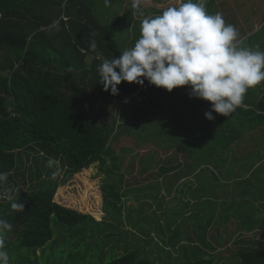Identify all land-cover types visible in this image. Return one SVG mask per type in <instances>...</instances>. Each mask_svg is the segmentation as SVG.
<instances>
[{"label": "trees", "instance_id": "16d2710c", "mask_svg": "<svg viewBox=\"0 0 264 264\" xmlns=\"http://www.w3.org/2000/svg\"><path fill=\"white\" fill-rule=\"evenodd\" d=\"M206 6L210 14L221 12L227 23L235 25L247 46L255 49L257 41L262 39L259 49L264 51V0H207ZM96 10L83 0H0V173L6 174V179L0 181V219L12 225L4 235L11 264H50V260H43L39 254L46 253L50 243L57 239L54 222L75 228L91 219L56 203V194L59 186L65 185L72 175L94 163L101 162L105 169L103 161L108 162L105 157L116 155L110 143L115 141L113 134L117 121L120 122L119 128L122 125L124 128L133 127L137 138L156 143L162 141L169 130L183 137V132L190 134L191 130H199V137L189 139L182 152L193 159L217 155L222 162L220 172L223 169V175L231 181L238 180L233 178L235 171H230L234 163H251L250 170L256 171V167L264 166V162L253 161L254 157L248 161L237 160L245 157L244 148H237L238 145L249 139L250 133L253 138L257 135L255 131L260 124L256 120L249 122L233 114L222 120L215 118L210 121L206 118L203 122L194 116L185 130L181 126L182 117L177 126L178 132L174 121L169 126L165 122V103L168 105L167 102L171 101H167L164 90L161 89L163 97H159L151 110L143 98L138 101L140 104L135 102L142 90L150 91L147 81L145 86L122 82L118 86V95H112L110 90L105 92L97 71L101 63L97 53L111 59L118 58L127 49L126 45L118 47L115 44V47L110 43L107 27L123 30L128 25L133 30L135 23H132V16H117L116 13L107 22L106 11H103L102 22ZM247 12H250L249 16L238 15ZM54 21H59V30L51 27ZM136 27L134 34L130 35L134 43L140 35V27ZM257 27L260 29L254 32ZM93 40L97 44V52L90 49ZM69 67L72 72H68ZM182 88L176 100L178 105L176 102L168 105L170 118L173 106L174 109L176 106L185 107L190 87ZM246 96L256 99L254 115L264 120V83L248 90ZM105 98L112 105L111 122L106 118L105 124L101 125L95 122L94 114ZM192 106L195 108V102ZM193 112L199 114L197 110ZM163 120L164 133L161 126ZM256 153H261L260 149ZM133 158L114 157L119 162L120 159H129L130 163ZM167 163L172 165L160 169L173 168L177 164L172 161ZM176 168H179L178 164ZM143 171L146 168L139 173L146 174ZM61 173L65 174L64 178H61ZM241 174L245 176L248 172ZM178 176L176 180L167 181L178 184ZM249 180L241 178L239 181ZM197 182L198 186L189 191L190 197L185 196L184 189L170 186L169 190L177 195L174 201L178 205L170 209L168 216L180 212L182 219L187 220L184 225L190 228L201 219L211 227L219 216L216 242L222 248L238 246L232 257L225 253L230 247L216 252L206 235L188 240L187 247L183 248L181 246L185 245H181L167 229L160 242H156L152 233H141L144 241L138 243L127 234L132 232L129 226L122 228L114 222V230L108 232L110 229L105 223L98 236L87 238V241L96 239L98 243L95 250L86 252L90 253L87 257L89 264H264V239L257 238L258 233L264 230V220L260 219L261 215L256 217L259 215L258 206L253 204L251 208L256 213L255 218L244 213L232 215V206L239 210L247 200V196L243 199L239 197L242 203L233 199L234 204L228 206L231 215L224 208L216 216L212 186L208 181L198 179ZM221 188L227 191L229 185H222ZM254 188L248 187V192ZM260 189L264 190V186ZM260 197L264 200V193ZM186 198L190 201L184 203L182 199ZM194 199L197 201L193 202ZM152 200L157 201L158 198ZM12 203H22L24 207L22 210L14 209ZM189 209L194 213H189ZM187 213L189 215L184 217ZM142 221L137 220L132 227L138 229ZM121 229L126 234L118 237L117 231ZM60 230L57 228V231ZM248 233L253 235L246 236ZM9 235L16 237L10 240ZM78 235L81 232L69 236L74 238L67 244L69 248L80 247L81 242L76 239ZM118 238L126 242H118L107 251L106 247ZM148 247L150 250H146ZM167 248L174 252L167 251ZM178 248L185 251L183 259L176 255ZM156 254L157 258L151 257Z\"/></svg>", "mask_w": 264, "mask_h": 264}, {"label": "rangeland", "instance_id": "374dc122", "mask_svg": "<svg viewBox=\"0 0 264 264\" xmlns=\"http://www.w3.org/2000/svg\"><path fill=\"white\" fill-rule=\"evenodd\" d=\"M89 4L90 7L93 5V8H97V13L99 14L100 20L103 22V11H106L105 19L106 21H111L110 16L114 13L117 14V16H132L131 20L132 23L135 25L133 26V30L136 26L140 27L141 21L145 17H151L155 16L157 14H160L165 8L169 6L177 5L179 0H143V3L141 5V9L137 10L132 7L133 0H83ZM142 15V16H141ZM238 15H250V12L242 13ZM246 16V17H248ZM245 18V17H242ZM115 17L113 16V20ZM127 19H130L127 17ZM130 21V20H129ZM137 28V27H136ZM260 28H256L254 32L259 30ZM132 28H128V25L123 28V30L120 29H111V27H107L109 36L108 40L110 43L115 46L119 47L121 45H126L127 49L134 46V41L130 35L134 34V31ZM130 31V32H129ZM263 42L262 39H259L257 41V47L261 45ZM117 46H116V45ZM112 49V48H111ZM90 61V59H88ZM145 86V84H144ZM164 90V95L166 97L171 98V103H175L178 105L177 98L179 97L180 92L183 90L182 87L173 89L172 92H168L166 89L163 88H157L154 85L149 84V90L144 89L141 91V93L136 97L135 102L137 104H140L138 102L140 99H144L148 102V108L151 110V107L153 104H156L159 100V97H163L162 94H160V91ZM250 90V89H249ZM253 97V96H251ZM246 100L242 107L237 108V110L233 113L235 115H240L243 117V119L249 120H256L260 125L259 129L255 131L257 135L250 137L249 139H246L245 141L241 142L237 148H244L243 151L245 153L243 155H246L245 157H241V160L244 159L245 161L251 160L252 157L255 159H252L253 161H259L262 156H264V120L257 119L254 115L255 111V103L256 99L252 98L250 99L248 96H245ZM172 103V104H173ZM144 106H147L146 104ZM111 103L108 98L102 99L100 101V106L96 109L95 115V122L99 124H105V119L107 118L111 122L110 115L112 113L111 110ZM165 109V107H164ZM178 109V108H176ZM176 109H173L171 118H164L165 122L168 123L167 126L173 121L176 123L177 130L179 127H177L180 123V119L183 118V124L181 125L183 129L187 130L188 127V121H192L193 117L195 116L196 120H202L205 122L206 117L205 113L211 110V102L204 101L202 99H196V107L194 110L198 111L199 114L189 110L188 108H179L178 111ZM169 111V110H168ZM237 112V113H236ZM120 112L117 114V118L119 117ZM233 114L231 116H233ZM219 115V116H218ZM213 112V116L216 119L222 120L223 115ZM234 115V117H235ZM221 117V118H220ZM230 117V116H229ZM218 121V120H217ZM251 122V121H249ZM219 124V123H218ZM164 120L161 124L163 126V133L164 131ZM120 122L117 121V125L115 127L114 131V142H111L110 145L113 146L117 157L123 158L124 156H133V157H160L161 160H163V163L155 164L150 162H140L142 159L140 158H133V161L130 163L129 159H120V162L113 156H106V161H103V164L106 163L105 169L103 170V165L96 164L92 165L90 169H87L85 171H81L79 174H77L76 177H71L67 183L64 186H61L57 192V196L55 198V202L60 204L63 207L67 208H74V210H77L78 212L84 213V214H90L96 213L98 218L103 219V206L102 203V196L104 201L105 210L107 213L110 214V218L114 219L111 221V223H116L117 225H121L122 228H127L128 223L133 224L135 223V220L129 222L126 218V214L134 213L126 209V205L129 200H134L137 198H143V197H151L155 199L158 198L157 201L155 200H141L138 204V209L143 211L147 210L145 208L150 207L151 210L148 213L147 211L142 212L143 215L140 216V219H142V223L140 224L139 228L130 233L131 240H136V242L139 240L144 241V237L135 235L136 231H140L143 233H152L155 235L156 242H160V237L164 235L165 231L168 229L169 233L173 235L178 242L182 240H197L198 238L202 237L203 235L207 236L208 242L214 243L216 237H217V230H218V224L220 221H217L219 219L221 210L226 208L228 211L229 204H234L233 199H236L239 203L241 199L244 197L248 198L246 202L242 204V208L238 210V207L236 209H233L235 206H232V215L240 216V214H249L251 218H255L256 213L254 211H251V208L253 204L258 206L259 208V215L260 219L264 220V200H260L256 196H248L246 193L249 191L248 187L253 186H264V166L262 167H256L258 170H250V166L252 167L251 163H234L230 171H235V174L233 178H237L236 185L233 183H230L231 180L228 179L226 176L223 175L224 170H222L221 178L224 181L229 182V189L226 192L224 189H215L216 194L214 195L212 200L215 202V211H216V222L212 224L211 227L206 226L205 220L201 219L197 225L194 227H186L184 223L187 222V220L182 219V214L180 212H176L174 216H168L171 214L170 209L172 207H176L178 204L175 203V198L177 197L176 194L170 191V182L166 179H162L160 181H155L154 185L147 183L150 182L151 178L153 176H140L137 177L135 172H141L143 168H146V171H143L144 173H147L149 171H153L154 168L158 167V170L161 172H164L166 170H161L160 167H168L172 164L166 163L167 160L166 157L172 155L171 152L173 150H169L166 146V142H164V139L158 143L153 141H145L143 138H137L138 136L135 134V130L131 127H125L122 125L120 128ZM182 127H180L182 129ZM168 128V127H167ZM179 132V130H178ZM187 133V132H186ZM183 132V136H178L174 134L173 130H169L166 138L167 140H175L172 141L173 143L179 144V145H173L172 147L174 149L178 150L180 149V143L183 142L184 145L188 143V140L195 137H199V130L190 131V134H186ZM249 133V132H248ZM192 135V136H191ZM196 145V142L194 143ZM234 147V146H233ZM260 149L261 153H256L257 150ZM247 150V154H246ZM180 154H184V152L179 151ZM217 156V155H216ZM214 156L213 158H203L200 157L198 159V162L195 165V168L201 163V166L203 167V170L211 169V165L216 167L221 166V162L217 161V157ZM242 156V155H238ZM111 160V161H110ZM257 163V162H255ZM178 166L179 169L173 170L170 176H176L177 174L180 175V181L181 184H194L196 182L194 180V175L190 176L187 174V171L182 173V169L185 167V163L182 161H179ZM176 164V165H177ZM262 164V163H260ZM103 170V173H102ZM227 170V168H225ZM106 172V173H105ZM116 172H125L126 178H121V176ZM133 172V173H130ZM248 172L247 175L242 176L241 173ZM219 173V172H215ZM164 174H160V176H163ZM98 177L97 180H94L96 182L90 183L86 180L88 177ZM136 176V177H135ZM217 177V175H215ZM220 176V175H218ZM187 177H190L188 179ZM211 177V175H209ZM244 178H250L247 182H241L239 180ZM91 184V186L88 187V184ZM141 183V185H138ZM87 185V186H86ZM176 185V184H175ZM84 187V189H88V191L80 190ZM192 187V186H191ZM190 186L182 185L181 188L185 189V196L190 197ZM95 190L96 192L95 194ZM181 191V190H179ZM103 193V194H102ZM160 194V196H158ZM182 195V194H181ZM85 196V197H82ZM239 197L241 199H239ZM245 198V199H246ZM184 203L190 201L189 198L182 199ZM195 202V200L193 201ZM245 205H248L245 206ZM73 210V209H72ZM189 213H194V210H188ZM141 213V212H136ZM228 213L231 215V210L228 211ZM101 214V216H99ZM107 214V215H109ZM168 216V217H167ZM181 223V224H180ZM222 224H224V221H222ZM54 229L57 232V239L54 242H51L49 247L48 245L45 247L47 248L45 250L46 255L44 254H38L42 256L43 260H50V264H89L87 257L90 253H86L89 251L95 250L98 245L96 239H91L87 241V238L92 235H99L101 233L103 224L101 227L94 226L91 221H85L82 224H80L78 227L70 228L62 225L58 221H55ZM57 228L61 229L60 231H57ZM130 228H128L129 230ZM79 231L81 232V235H78L76 237L78 242L80 244V247L78 249L69 248L68 243L71 241H74V238L69 236H74V234ZM221 232V231H220ZM135 233V234H134ZM153 235V236H154ZM253 234H246V236H251ZM16 236L9 235L8 239L14 240ZM82 237V240H81ZM198 237V238H197ZM257 238L259 240L264 239V230L258 233ZM129 239V238H128ZM81 240V241H79ZM100 244V240L98 241ZM132 242V241H131ZM189 242H181V247H187ZM90 244V245H89ZM116 242H112V244H109V247H106L107 251L111 250V247L114 246ZM230 247V248H229ZM236 245H230L225 246L221 248V251H225L227 248H229L227 255H231L233 253H236L238 248ZM150 249V247H148ZM147 248V249H148ZM146 249V250H147ZM178 248V252H176V255L179 256L180 259H183L185 257V251ZM167 251L174 252L171 248H167ZM86 253V254H85ZM118 253L120 254L121 251L119 250ZM179 253V254H177ZM152 258H157L158 254L151 256ZM179 259V261H180ZM236 260V259H235ZM234 264V263H230Z\"/></svg>", "mask_w": 264, "mask_h": 264}, {"label": "clouds", "instance_id": "9594fccd", "mask_svg": "<svg viewBox=\"0 0 264 264\" xmlns=\"http://www.w3.org/2000/svg\"><path fill=\"white\" fill-rule=\"evenodd\" d=\"M142 3L133 0L132 7L140 10ZM206 5L207 0H179L160 14L143 18L139 38L118 58L97 53L104 91L118 95V86L125 81L140 86L147 81L168 92L188 86L190 98L211 102L205 113L210 121L215 119L213 112L229 117L242 107L248 90L264 83V51L247 46L236 26L221 12L210 14ZM51 27L59 30V21ZM90 49L97 52L95 40ZM72 70L69 67L68 72ZM4 179L6 174L0 173V181ZM12 207L22 210L24 205ZM11 228L0 219V264H11L4 242Z\"/></svg>", "mask_w": 264, "mask_h": 264}, {"label": "crops", "instance_id": "0c3cea01", "mask_svg": "<svg viewBox=\"0 0 264 264\" xmlns=\"http://www.w3.org/2000/svg\"><path fill=\"white\" fill-rule=\"evenodd\" d=\"M95 11V10H94ZM150 92V91H149ZM166 99H167V101H169V100H171V98L170 97H166ZM196 99H198V98H190V95L189 96H187L186 97V99H185V107H180V106H176V108H188L189 110H191V111H194V106H192V103L193 102H195V107H196ZM168 103V105L169 104H172V103H169V102H167ZM174 104V103H173ZM168 105L165 103V111H166V115H165V117L164 118H168ZM170 106V105H169ZM175 107L173 106V109H174ZM167 135V134H166ZM166 135L165 136H163V139H164V142H166L167 144H166V146H167V148L169 149V150H173V152H171L172 153V155H170V156H168V157H166V163H167V161H172V163L173 162H179V161H182V162H184L185 163V167L182 169V173L183 172H185V171H187V174H189L190 176H192V175H194V180L196 181V182H194V184H192V185H190V184H181V181H180V176H178V178H177V180H179L178 181V184H176V182L175 183H170V186H175L176 188L177 187H180V189H183V188H181V186L182 185H186V186H192L191 188H196L197 186H198V179H200V180H204V181H208V184L209 185H211L212 187V190H213V192H214V195H217L216 194V191H215V189H223V188H221V186L222 185H225V184H230V183H233L234 181H237V180H233V181H231L230 183L229 182H227V181H224L222 178H221V173H220V168H221V166H219V167H216V165L215 166H212L211 165V169H207V170H203V167L201 166V163L195 168V165L194 164H196L197 162H198V159H197V157H195L194 159L193 158H191L190 156H188L187 154H180L179 153V151H182V148H184L186 145H183V144H181L180 143V149L178 150V152H177V149H174L172 146L173 145H175L176 143H173L172 141H175V140H171V141H169V140H167V138H166ZM182 136V135H181ZM175 142H177V141H175ZM176 145H179V144H176ZM179 154V155H178ZM246 156V155H245ZM214 157V156H213ZM213 157H211V158H213ZM217 157V161H220L221 162V160H219V157L218 156H216ZM135 158H140V159H142L140 162H150V163H152V162H154L155 164H160V163H163V160H161L160 159V157H143V158H141V157H135ZM205 158H207V157H205ZM204 158V159H205ZM254 159V158H253ZM35 161V160H34ZM259 163H261V162H264V158H263V160H261V161H258ZM101 164V162H96V163H94V165H96V164ZM221 164H222V162H221ZM102 165V164H101ZM92 167V165L91 166H89L88 168H86V169H83L82 170V172L83 171H85V170H87V169H90ZM180 168V167H179ZM179 168H176V165L172 168V167H170L169 169H166V171H164V172H161L160 170H158V167L156 168H154V170L151 172V171H149V172H147L146 174H143V176H153L152 178H151V180H150V182L149 183H147L148 185H150V184H152V185H154V182L155 181H160V180H162V179H171V180H176V176H170L172 173V171L173 170H176V169H179ZM32 169V168H31ZM223 170V169H222ZM215 172H219V173H215ZM80 173V172H79ZM79 173H77V174H79ZM102 173H103V170H102ZM106 173V172H105ZM116 173H118L120 176H121V178H126V173L125 172H116ZM136 173V176L137 177H140V176H142L141 175V173H139V172H135ZM165 173V175H163V176H160V174H164ZM77 174H75L73 177H76L77 176ZM104 174V173H103ZM179 175V174H178ZM209 175H211V177H209ZM215 175H217V177L215 176ZM218 175H220V176H218ZM64 176H65V174L64 173H61V178H64ZM135 176V177H136ZM97 176L96 177H88V178H86V180L88 181V182H90V183H93V182H96V181H94V180H97ZM188 179H190V177H187ZM88 184V187L89 186H91V184ZM171 184H173V185H171ZM176 184V185H175ZM138 185H141V183H139ZM234 185H236V182H234ZM61 186H64V185H61ZM60 186V187H61ZM87 186V185H86ZM229 189V188H228ZM228 189H227V191H228ZM80 190H85V191H88V189H84V187L82 188V189H80ZM225 190V189H224ZM226 191V190H225ZM226 191V192H227ZM96 190H95V194H96ZM168 192H173L174 194H176L174 191H168ZM184 192H185V189H184ZM98 193V192H97ZM261 193H264V190H262V189H260V186H255V188H254V190H252V191H250V192H248V196H256V197H258L260 200H262L261 199V197H260V194ZM103 194V193H102ZM82 197H85V196H82ZM146 199H153V198H151V197H143V198H137V199H134V200H129L128 201V203H127V205H126V209L125 210H129V211H132V212H134V213H131V214H126L125 215V218L128 220V221H133V220H135V223H136V221L137 220H142V219H140V216L141 215H143L142 214V212H145V211H147L148 213L150 212V210H151V206L150 207H148V208H145V209H147V210H143V211H141V210H139L138 209V203L141 201V200H146ZM248 199V198H247ZM195 200V199H194ZM197 201V199L195 200V202ZM187 203V202H186ZM104 201H103V196H102V203H101V205L103 206V208H102V211H103V215H104V217H103V219H100V218H98L96 215H98V214H96V213H91V215L90 214H84V213H81V212H79V213H81V214H84V215H88L89 217H91V219H89L88 221H91L92 222V224L94 225V226H97V227H101L102 226V222H103V225L105 226V223L107 224V226L109 227V231L108 232H110L111 231V229H113L114 230V228H115V226H116V224H113V223H111V221L113 220L112 218H110V214L109 213H107L106 212V210H105V206H104ZM229 207H230V204H229ZM70 209V208H69ZM73 210H74V208H72ZM71 209V210H72ZM74 211H77V210H74ZM78 212V211H77ZM136 212H141V213H136ZM107 214H109V215H107ZM189 215V213H187L186 215H184V217H187ZM99 216H101V214L99 215ZM102 217V216H101ZM214 222H216V220L214 219V221H213V224H214ZM101 223V224H100ZM135 223H133V224H130V223H128V226L131 228V230H132V232L134 231V229L135 228H133L132 226L135 224ZM117 226H121V225H117ZM218 227H219V224H218ZM123 230L124 229H121L120 231H117V235H118V237L120 236V235H124V234H126L125 232H123ZM137 230V229H136ZM113 232H115V231H113ZM132 232H131V234H132ZM138 236H141V237H143L142 235H141V232L140 231H136L135 232ZM134 233V234H135ZM127 234H130V233H127ZM154 238H155V235H154ZM218 239V236L216 237V239H215V241H214V243H211V245L215 248V250H216V252H221V246H218L217 245V242H216V240ZM113 241V240H112ZM112 241H110V242H112ZM109 242V243H110ZM118 242H126V240H122V239H120V238H118V239H116V243H118ZM138 243L139 242H141V240H139L138 239V241H137ZM183 243V242H189L187 239H185V240H182V241H180V243ZM154 243V242H153ZM182 245V244H181ZM230 246V245H229ZM147 250H150L149 248L147 249ZM178 250V249H177ZM207 250V249H206ZM228 251H226L225 253H227ZM211 253H214V249H211ZM218 254V253H217ZM220 255V254H219ZM229 257H232V254L231 255H228ZM234 256V255H233ZM220 264H222V262L220 263Z\"/></svg>", "mask_w": 264, "mask_h": 264}]
</instances>
